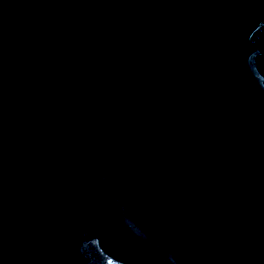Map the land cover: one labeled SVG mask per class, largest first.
I'll return each instance as SVG.
<instances>
[{
    "label": "water",
    "instance_id": "obj_1",
    "mask_svg": "<svg viewBox=\"0 0 264 264\" xmlns=\"http://www.w3.org/2000/svg\"><path fill=\"white\" fill-rule=\"evenodd\" d=\"M0 264H264V0H0Z\"/></svg>",
    "mask_w": 264,
    "mask_h": 264
}]
</instances>
